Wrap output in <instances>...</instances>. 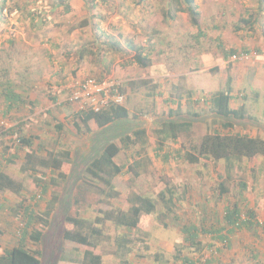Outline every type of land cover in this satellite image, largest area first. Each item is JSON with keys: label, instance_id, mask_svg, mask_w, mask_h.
Returning <instances> with one entry per match:
<instances>
[{"label": "rangeland", "instance_id": "1", "mask_svg": "<svg viewBox=\"0 0 264 264\" xmlns=\"http://www.w3.org/2000/svg\"><path fill=\"white\" fill-rule=\"evenodd\" d=\"M54 1L6 0L0 5V79L8 78L21 99L20 106L9 111L0 88V127L19 124L34 137L31 149L39 160H50L54 153L71 160L62 161L60 171L37 166L30 175L14 136L0 135V171L22 185L17 195L0 192V251L18 244L26 211L57 212L69 206L68 214L92 219L95 201L102 196L86 190L82 197L79 167L98 151L104 137H115L119 129L125 135L129 129L143 134L118 161L127 156L137 175L123 168L113 182L118 196L110 203L124 209L127 197L140 194L155 202L153 215L143 218L137 229L106 223L98 247L70 243L64 256L80 259L92 250L101 257L100 264H180L174 260L177 256L197 264L207 259L211 264H264L260 227L229 235V248L203 231L221 228L224 208L234 204L242 218L251 210L264 222L261 158L197 164L181 159L185 147L213 130L264 139V0H192L196 25L190 13L176 11L184 7L180 0H69L57 7ZM111 38L127 53L105 59L86 55L78 61L80 48ZM129 44L147 55V68L129 63L136 52ZM89 78L118 84L119 100L114 103L129 113L121 127L84 133L72 126L73 114L91 106L71 99V91ZM219 91L228 94L230 109H243L244 120L232 119L229 127H222L226 121L214 115L211 103ZM177 118L191 121V129L173 142H159L165 136L158 134L163 123L174 119L177 124ZM59 172L68 174L63 182ZM58 179L60 184L55 183ZM48 183L54 187L43 193L42 185ZM220 186L227 192L221 193ZM53 193L58 198L49 207ZM66 195L68 199H61ZM191 225L199 231L200 246L194 248L182 237L183 227ZM47 234L50 243L58 240L57 230ZM27 245L44 250L49 244L37 247L27 240ZM57 254L45 255L43 263L54 264Z\"/></svg>", "mask_w": 264, "mask_h": 264}, {"label": "trees", "instance_id": "2", "mask_svg": "<svg viewBox=\"0 0 264 264\" xmlns=\"http://www.w3.org/2000/svg\"><path fill=\"white\" fill-rule=\"evenodd\" d=\"M5 1L6 0H0V5H3ZM68 1L69 0H57V2L54 1L53 4L55 7H57L59 4H68ZM180 1H182L184 7L176 11L190 13L192 19L195 21V18L198 15L193 11L191 6L192 0ZM89 3V1H85L87 6ZM92 5H90V8L88 7L87 9H91L93 7ZM261 9L262 7H260L259 11H261ZM64 11L65 14H67L69 9H64ZM196 23L197 20L193 22L194 25H196ZM243 23L249 22L243 20ZM128 46L136 51L135 54L129 59V63H135L142 68H147L150 63L147 55L143 54L142 51H139V49L136 47L130 46V44ZM121 48L122 47L120 46V43L116 40H112V38L111 41L105 40L104 42H97V39H95L94 43L88 44V46L78 50L77 59L79 62H82L86 55H100L102 59H105V55L108 54H126L127 52H123V49ZM231 53H234V51L232 50L230 54ZM244 53L249 52L244 51ZM109 63L110 65L113 63V58H111ZM129 85L132 86L133 82H130ZM0 88L4 91L1 93V95L4 94L3 99L5 100L7 105L6 108L9 111L12 108L20 106V95L15 92L8 78L2 77V79H0ZM229 99L230 98L228 94L222 91L216 92L211 98L214 115L219 119L221 118V120L225 119L226 122L222 124V127L226 128L229 127L228 123L230 120H240L244 118V112L242 108H240L238 111H234L229 108ZM54 101H56V99H53V102ZM128 114V110L125 107L110 103L108 107L98 111H94L89 108L73 114L72 126L77 131L82 130L84 133L90 132L92 130L94 132H99L102 129H108L109 131L111 128H115V126L121 127L122 122L125 121V119L128 117ZM179 121H181L180 124H178ZM191 126L192 122H188L186 119L177 118V124L174 119H167L163 123L164 128L158 130V134L161 132L165 134L164 137L160 138L159 142H173L180 132L190 130ZM119 130H117V135L115 137L109 134L108 137H104L101 141H99L101 144L100 148H98V151L94 155H91L85 162L86 164H82V166L79 167L80 170L77 172V180L81 181V184H79L78 187L84 189L80 190L82 197L83 193L87 191H91L102 196L101 200L98 199L95 201V204H97L96 207L98 208L94 217L92 219L85 218L76 212L75 215H70L67 211L69 206L66 208V210L59 209L57 212H54V210L51 212L48 211L46 213L26 211L24 215L27 220L23 228H20L18 232L21 238L18 240V244L14 247L0 251V264H44L43 258L45 255H54L56 253L58 254L54 264H100L101 257L97 254H94L92 250L84 251L80 259L75 258L74 260H71V255V259L64 256V247L67 244L74 243L90 248H96L99 245L98 240L102 235V227L106 223H112L118 228L124 230L137 229L140 227L141 220L143 218L153 215L155 210V202L140 194L134 196L133 198L127 197V206L124 209L115 208L110 203L111 199H114L118 196V192L114 190L113 182L116 177L123 174V168H127V170L130 172L133 171V173L137 175V172L133 170L132 165H128L127 156L124 162H119L118 159L122 153H125L127 149L136 143L137 136L139 137L143 134V131L128 133V131H130L128 129L124 135L122 134L124 129ZM0 131V135L2 136H14V140L17 145L16 147L24 152V170L30 173V175H33L37 172V166H43L45 168H49L51 172H57L60 171V168L64 162L65 164L71 163V160H62L58 157H55V153L53 154V157L50 158V160H39L35 156L36 153L31 149L34 137L26 135L19 124L10 126L8 128L0 127ZM130 134L134 136L135 140H131ZM185 149L186 151L183 152L181 159L189 164H197L201 160H211L214 162L225 161L228 163L233 160L249 161L257 157L261 158L262 162L264 163V139L258 136L252 137L240 133L221 134L216 130H213V132L201 136L197 142L192 141L188 148L185 147ZM69 154V152L64 153L66 157H68ZM14 157L15 156H13V158ZM7 162L13 163L12 159H8ZM58 175L61 177L63 182L66 180L68 174L65 175L59 172ZM61 179H58L55 183L60 184L59 181ZM82 181L85 183H82ZM49 186L54 187L49 183L44 187L42 185L43 193L46 192ZM21 187L22 185L20 182L17 183L7 174L0 171V192L8 191L9 193L17 195L21 191ZM220 189L221 193L227 192V189L223 186H220ZM52 197L53 198L51 202H49V207H53L54 205L52 203H54L56 198H58L54 193L52 194ZM66 197H68V195H66L64 198L62 196L61 199L65 201V199H68ZM49 214H52V216ZM241 216L242 212L235 204L233 207L226 206L224 208L223 214L224 224L221 226V228L206 232L205 230L203 231L204 233L212 235L214 239L218 240L229 248V235L234 234V232L239 230H255L258 227L264 230V222L259 223L256 220L255 214L251 210L247 212L244 218ZM52 229L57 230L58 240L57 237H55V239H53V241L50 243L51 238H49L47 232L51 231ZM44 232H46V239L43 238ZM182 237L184 240L192 244L190 248L200 246V242L198 240L199 231L193 225L183 227ZM27 240L37 244V247L39 245H49L44 250H31L27 245ZM174 260L180 261V264H197L191 258L186 256H177L174 258ZM211 263L212 260L207 259L203 264ZM46 264H48V262Z\"/></svg>", "mask_w": 264, "mask_h": 264}, {"label": "built area", "instance_id": "3", "mask_svg": "<svg viewBox=\"0 0 264 264\" xmlns=\"http://www.w3.org/2000/svg\"><path fill=\"white\" fill-rule=\"evenodd\" d=\"M118 89V84L113 81H97L89 78L82 82H78L74 90L71 91V99L85 104H88L87 102H89L91 106L90 109L98 111L108 107L110 103H114L119 100Z\"/></svg>", "mask_w": 264, "mask_h": 264}]
</instances>
